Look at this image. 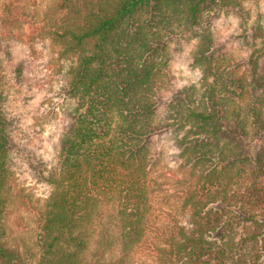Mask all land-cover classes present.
Returning a JSON list of instances; mask_svg holds the SVG:
<instances>
[{"label":"trees","instance_id":"obj_1","mask_svg":"<svg viewBox=\"0 0 264 264\" xmlns=\"http://www.w3.org/2000/svg\"><path fill=\"white\" fill-rule=\"evenodd\" d=\"M240 5L61 0L72 15L64 24V54L76 61L61 89L72 105L56 168L20 148L14 138L20 118L0 83V264H30L29 249L10 244L3 223L14 156L22 151L36 182L53 188L33 209L36 264H109L115 251L134 249L148 250L157 264H264V13L238 36L247 55L231 70L216 57L211 32L198 29L209 10ZM19 10L6 5L0 25ZM184 29L201 31L193 54L201 77L176 91L167 45ZM26 71L23 61L12 67L18 87ZM160 134L177 150L167 189L159 170L169 164L149 140Z\"/></svg>","mask_w":264,"mask_h":264},{"label":"rangeland","instance_id":"obj_2","mask_svg":"<svg viewBox=\"0 0 264 264\" xmlns=\"http://www.w3.org/2000/svg\"><path fill=\"white\" fill-rule=\"evenodd\" d=\"M61 0H0V15L6 5L20 6L18 17L10 24L0 25V83L10 92L13 112L20 118L14 134L20 148L35 152L52 170L58 166V141L66 124L67 109L62 86L68 69L75 63V56L64 54L61 41L64 24L72 17L62 10ZM233 10L214 8L204 15L202 31H210L216 44V57H223L226 70L236 68V63L247 55V49L237 40L244 29L264 13V0H241ZM4 15V14H3ZM198 29L195 31L201 32ZM195 31H180L167 45V67L172 89L180 90L197 83L201 73L194 64L193 54L198 44ZM11 52V60L5 52ZM18 61L26 64L24 86H17L12 79V67ZM168 81V79H166ZM31 98L25 101L24 98ZM153 148L163 151V162L159 180L169 188L176 176L173 154L177 151L167 134L149 139ZM14 176L12 177V200L7 208L6 226L10 244L29 249V262L36 264L38 257L39 229L35 223V206H42L52 191L48 183H39L33 178L32 169L25 153L18 152ZM172 187H170L171 189ZM172 190V189H171ZM170 190V192H171ZM33 204V206H32ZM109 264H157L155 256L148 250L134 249L128 255L115 251L109 256Z\"/></svg>","mask_w":264,"mask_h":264}]
</instances>
